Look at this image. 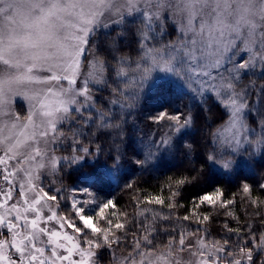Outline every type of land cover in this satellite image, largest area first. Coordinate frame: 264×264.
I'll return each instance as SVG.
<instances>
[{
    "label": "snow or ice",
    "instance_id": "1",
    "mask_svg": "<svg viewBox=\"0 0 264 264\" xmlns=\"http://www.w3.org/2000/svg\"><path fill=\"white\" fill-rule=\"evenodd\" d=\"M0 264H264V0H0Z\"/></svg>",
    "mask_w": 264,
    "mask_h": 264
},
{
    "label": "trees",
    "instance_id": "2",
    "mask_svg": "<svg viewBox=\"0 0 264 264\" xmlns=\"http://www.w3.org/2000/svg\"><path fill=\"white\" fill-rule=\"evenodd\" d=\"M159 92H153L147 95L143 101V111L145 114H155L161 107V100L159 98ZM177 103L184 104L188 103L187 100L177 101ZM217 113V109L213 108V116H210L209 119H213ZM139 127L143 130L142 134H149L155 130L156 126L146 121L143 116L138 117ZM182 171V163L181 158L172 159L170 157H162L160 160L155 162V167L150 168L148 171L141 173L135 165L129 163V165L125 169V174L129 181H135L137 187H139L144 193H153L160 186H162L170 177H174L178 174V172ZM246 174H250L247 170H244ZM239 181H236L235 184L229 186L227 182L223 184L224 187L228 189L229 194L238 192V188L236 185ZM123 181H121V185ZM215 181H209V183H202L195 189H190L185 192L186 197H191L194 195H202L205 192H211L213 190V186ZM105 194H110L111 197L117 200L118 209L126 210L128 212L133 211V205L131 201V196L136 193L130 190L123 189L116 184H111V186L106 187L104 189ZM100 199H104L102 195ZM184 203L187 205L189 203L188 199H185ZM183 213V209L180 210ZM243 211L244 206L239 203L237 207V214L241 216L243 219Z\"/></svg>",
    "mask_w": 264,
    "mask_h": 264
},
{
    "label": "rangeland",
    "instance_id": "3",
    "mask_svg": "<svg viewBox=\"0 0 264 264\" xmlns=\"http://www.w3.org/2000/svg\"><path fill=\"white\" fill-rule=\"evenodd\" d=\"M101 198V197H100Z\"/></svg>",
    "mask_w": 264,
    "mask_h": 264
}]
</instances>
